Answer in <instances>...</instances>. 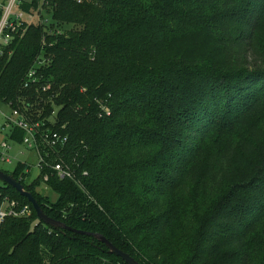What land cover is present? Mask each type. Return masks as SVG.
Segmentation results:
<instances>
[{
  "label": "trees",
  "instance_id": "obj_1",
  "mask_svg": "<svg viewBox=\"0 0 264 264\" xmlns=\"http://www.w3.org/2000/svg\"><path fill=\"white\" fill-rule=\"evenodd\" d=\"M52 20L53 34L33 25L0 57V103L55 113L81 187L1 171L139 264H264V0H59ZM39 56L38 92L25 90ZM0 192L30 210L0 225V264H126Z\"/></svg>",
  "mask_w": 264,
  "mask_h": 264
},
{
  "label": "built area",
  "instance_id": "obj_2",
  "mask_svg": "<svg viewBox=\"0 0 264 264\" xmlns=\"http://www.w3.org/2000/svg\"><path fill=\"white\" fill-rule=\"evenodd\" d=\"M75 4H85L91 0H70ZM59 0H0V57L9 46L16 40L23 37L29 27L35 25L43 27L48 35L51 31L52 14L58 5ZM47 29H46V28ZM56 29V28H55ZM62 31L56 29V33ZM42 46L46 45V40L42 37ZM50 60L37 57L33 67L28 69L24 76L22 88L29 90L34 88L38 92V77L36 68L47 64ZM42 92L49 90V86L40 87ZM20 108H13L10 103H0V132L8 130L7 138L0 140V164H11L12 159L9 152L13 145H20L33 155L38 176H41L43 183L47 182L50 176L59 180L67 179L74 181L79 187L81 184L76 180L74 171L63 163L61 153L68 143V136L63 133L64 126L56 128L55 113L49 117H41V114L34 112L33 105H25ZM20 109V110H19ZM102 112L109 116L107 107L102 106ZM16 131L22 133L21 142L13 139ZM24 156L23 153H19ZM30 161V160H28ZM26 166L25 173L30 172V165L26 162H19ZM18 164V163H17ZM37 176V177H38ZM30 215L27 206L17 209L15 201L2 199L0 192V225L7 217L23 218Z\"/></svg>",
  "mask_w": 264,
  "mask_h": 264
},
{
  "label": "water",
  "instance_id": "obj_3",
  "mask_svg": "<svg viewBox=\"0 0 264 264\" xmlns=\"http://www.w3.org/2000/svg\"><path fill=\"white\" fill-rule=\"evenodd\" d=\"M0 182L6 184L7 186L13 188L17 191L22 197H25L28 202L31 204L38 220L42 222L44 225L51 227L52 229H61V230H68L78 235H85L90 236L96 239L97 241L101 242L107 248L109 254L115 255L116 257L120 258L126 264H139L137 263L132 257L128 254L124 253L123 251L114 247L110 242H108L102 235L94 234V233H87L78 230H72L68 228L65 224L55 221L48 217L46 214L43 213L42 209L39 207L36 200L33 196L24 189V186L17 182L14 178L10 175L4 173L0 170Z\"/></svg>",
  "mask_w": 264,
  "mask_h": 264
},
{
  "label": "rangeland",
  "instance_id": "obj_4",
  "mask_svg": "<svg viewBox=\"0 0 264 264\" xmlns=\"http://www.w3.org/2000/svg\"><path fill=\"white\" fill-rule=\"evenodd\" d=\"M9 134L8 130H4L0 132V140H3L4 138H7ZM19 153H23L24 156H20ZM9 156L12 159V163L11 164H0V170L3 171H7V172H11L13 170V168L17 165V163L21 162H26L29 163L28 165H30V172H29V177L27 178V183H30L31 181H33L34 179L37 178L38 176V170L35 167V161L32 160L33 155L31 153H27V151H25V149L23 147H21L20 145H13L12 150L9 152ZM30 160V161H28ZM1 185V182H0ZM42 191H40L44 196H48L49 199L51 200H55L56 199V195L52 192H50L49 190H47L46 188H42Z\"/></svg>",
  "mask_w": 264,
  "mask_h": 264
}]
</instances>
